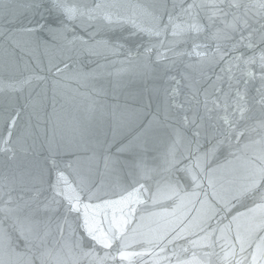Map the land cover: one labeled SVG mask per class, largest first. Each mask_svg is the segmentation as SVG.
I'll use <instances>...</instances> for the list:
<instances>
[{
    "label": "water",
    "instance_id": "95a60500",
    "mask_svg": "<svg viewBox=\"0 0 264 264\" xmlns=\"http://www.w3.org/2000/svg\"><path fill=\"white\" fill-rule=\"evenodd\" d=\"M34 2L0 0V209H16L0 211V261L236 264L243 256L251 264L264 235L258 227L261 190L233 197L264 151L260 0H238L239 8H229L231 0H66L85 10L73 19L52 9L55 0H38L42 7L29 8ZM194 2L218 3L227 15H212L211 7L186 11ZM97 4L103 7L90 19L87 12ZM169 17L179 35H173ZM157 20L160 27L168 26L163 36L141 31ZM37 23L49 24L54 35ZM196 23L203 31L191 29ZM98 41L122 47L113 53L96 46ZM149 41L156 47L146 57ZM253 56L257 62L244 63ZM53 63L62 74L49 70ZM34 74L43 79L21 84ZM225 94L226 111H206V97L212 109L211 101ZM217 139L223 144L207 155ZM197 157L204 158L203 170ZM53 161L69 181L55 190ZM69 164L72 168H66ZM81 181L99 199H85L77 187ZM174 187L182 189L179 197L172 194ZM194 189L199 199L190 196ZM73 190L92 205L127 198L103 212L90 209L104 232L109 221L116 226L130 220L121 238L126 258L117 250L120 241L105 248L84 230L82 218L77 226L75 212L67 216L65 197ZM53 196L58 203L45 209ZM130 208L135 210L131 217ZM257 264L264 258L258 255Z\"/></svg>",
    "mask_w": 264,
    "mask_h": 264
},
{
    "label": "snow or ice",
    "instance_id": "6c2138e0",
    "mask_svg": "<svg viewBox=\"0 0 264 264\" xmlns=\"http://www.w3.org/2000/svg\"><path fill=\"white\" fill-rule=\"evenodd\" d=\"M235 6L237 8L240 7V4L238 3V0H231V2L227 5L229 8H231L232 6ZM259 8L264 9V0H260L259 3ZM31 9H39L40 7H42V5L38 2V0H36V2H34L33 4H30L28 6ZM103 7L102 4H97L96 9H89L87 14L89 15L90 19H95V16L92 15V13L96 10H99ZM200 7V8H208L211 7L213 9L212 15H217L218 13H224V9L221 8L219 6L218 3H211V5L201 2L200 4H196L195 2L191 5H189V9H187L186 11L189 10H195V8ZM52 9H54L57 13H64L67 15L68 19H73L78 15H84L85 14V10L80 7V6H70V4L68 2H66V0H55V2L52 5ZM225 15H227V13H224ZM104 19L109 21V24H111V17L108 15L104 16ZM212 16H209V20L211 21ZM235 19V18H234ZM63 23V22H61ZM38 24V28L39 30L43 31V32H47L50 35H54V32L52 30V28L49 26V24L45 23V24ZM169 26L172 27V32L173 35H179L180 31L178 30V27L175 25L174 20L172 17H169ZM192 30L200 32L203 31V28L201 25H199V23H196L195 25L190 26ZM64 29L66 30V26H64ZM168 30V26L165 27H160V22L159 20L156 21V24L153 28L145 30V29H141V31H147V34L152 37H159V36H163ZM24 31L30 32V33H35L37 32V28H24ZM215 38V36L213 37ZM76 39H80L79 37H76ZM261 39L264 40V35L261 36ZM69 44H72L73 41H69ZM96 46H103L107 49H109L110 51H112L113 53H115L117 51L118 48L122 47V45H120L119 43L116 44H109L107 41H98ZM96 46H91L90 50H94V48ZM156 47V45L151 44V41H149V46L145 47L144 50V56H148V54L151 52L152 48ZM199 47V46H198ZM219 51V49H218ZM238 59V58H237ZM257 62V58L255 56L250 57L247 61H245L244 63L246 64H252ZM60 63H63V61H61ZM258 63L260 65V70H261V81L264 82V49L261 50V55L259 56L258 59ZM55 69L56 73L62 74L63 70L59 68V65L56 63L51 64V68L49 70ZM231 70V69H229ZM249 76H252V72L249 71L248 72ZM35 78L37 80L43 79V77L34 74V76L28 77L26 78L24 81L21 82L22 85L24 84H29L31 82V80ZM172 79H175V77H172ZM175 89H173V93H175ZM239 95V93L237 94ZM212 103V109H208V101H207V97L205 98V109L206 111H211V110H215L218 108H223L225 111L228 108V104H227V94H225V96L223 98L221 97H217L216 100L211 101ZM261 103L264 104V91H261ZM221 119H223L226 123H230L228 121L227 116L221 117ZM11 124L13 125V127L15 126V120H11L10 121ZM191 122V121H189ZM261 128H264V122L261 123ZM198 135V133H197ZM11 137V133H9V139ZM4 143L7 145L9 143V140H5ZM223 144V141L217 139V143L215 145H213V149L211 153H208L207 155H211L212 153L215 152V150L220 147ZM248 145H245V148H247ZM5 151H10V149L5 148ZM260 160V164L259 166L253 164L251 167V170L248 174V176L246 177V183L238 190L237 196H234L233 199H237L238 196L243 195L244 193L247 192H252L254 190L260 189L261 190V196L260 199L262 201V203H260L259 205H257V208L260 210L261 212V220H260V224L258 225V227L261 229L262 232H264V151H261L260 154L257 157ZM203 157H197V162L199 164V166L201 167V170H203ZM53 168H55L57 170V183L53 187V190H55L56 188H59L61 184L67 186L69 184L68 179L64 176V171L61 170L55 163V161H53ZM66 168H72V165H66ZM185 171H190L189 169H185ZM73 172L75 173V176L77 179H79V173L76 172L75 169H73ZM209 185L213 186V182L211 179V176H209ZM192 180L195 182L196 187L197 188H201V183L200 180L195 176V174H192ZM176 185H179V180H177ZM77 187H79L80 192L83 193L84 198L88 199V200H93V199H99V197H97L94 193H92L90 190H88L86 188V186H84V182L81 181L80 184L77 185ZM182 189H178V187H174L172 190V194L179 197V191H181ZM201 191H203V189L201 188ZM39 191H37L36 195L32 198L33 201H38L39 198ZM201 193L197 192L195 189L190 193L191 197H194L196 199L200 198ZM216 195H219L218 193ZM65 199L67 200V206L65 207V212L67 213V216H71V214L73 212L76 213V217L75 220L77 222V226H79V222L81 220V218L83 219V228L84 230L88 233V235L91 237L92 240L97 241L98 243L103 244V246L105 248H109L112 247V242L114 241H120V247H118V251H120V254L122 257L126 258V253L122 250L123 248V241H122V236L124 234V230H125V225L127 223H130V220H121L119 221L116 226L113 225L112 221H109L108 223V232H104L100 227H99V222L95 219V217L93 216L92 218H90V209H94L96 212H103L109 208H115L121 205H124L127 202V198H122L119 201H112V200H105L103 204H96V205H92L90 203H83V200L81 199L80 193L79 192H75V190H73V194H70L68 196L65 197ZM136 203H141V201L139 200V198L137 197ZM205 203H207V200L205 199L204 201ZM255 202V201H253ZM56 203H58L57 199L55 196H53L52 200L49 203H46L44 205L45 209H51L53 205H55ZM61 204V206H64L63 201L59 202ZM228 207V205L225 206V209ZM209 209L210 211L215 212V209L212 208V205L209 204ZM37 210H39V204L37 205ZM0 211H4L5 213H13L16 211L15 208H11V207H4L3 209H0ZM135 210L134 209H129L127 215L129 217L132 216L133 212ZM250 211L255 212L256 209H250ZM218 214V213H217ZM238 215H245L243 213H239ZM107 218V217H105ZM233 219L235 220L236 217H233ZM65 223H68V220L65 219ZM93 225H96L95 227ZM59 227V225H58ZM29 231H31V228H29ZM45 235H47V233H45ZM237 241L239 242V250L240 253H244L245 252V241L240 237V235L238 234L236 237ZM193 243H195V241H193ZM250 246V245H249ZM233 247V246H230ZM235 250L233 247V251L230 253V255L235 256ZM252 260H251V264H257V256L259 255L261 258H264V235L261 236V243L257 245V249L255 253H252ZM245 257H241V259L239 261L236 262V264H245ZM0 264H3V261H0Z\"/></svg>",
    "mask_w": 264,
    "mask_h": 264
}]
</instances>
